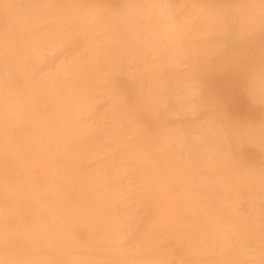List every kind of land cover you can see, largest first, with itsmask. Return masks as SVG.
I'll use <instances>...</instances> for the list:
<instances>
[{
  "label": "bare ground",
  "instance_id": "6f19581e",
  "mask_svg": "<svg viewBox=\"0 0 264 264\" xmlns=\"http://www.w3.org/2000/svg\"><path fill=\"white\" fill-rule=\"evenodd\" d=\"M0 264H264V0H0Z\"/></svg>",
  "mask_w": 264,
  "mask_h": 264
}]
</instances>
